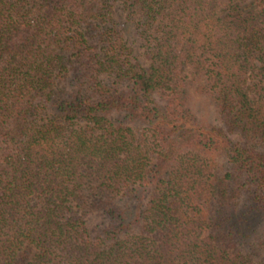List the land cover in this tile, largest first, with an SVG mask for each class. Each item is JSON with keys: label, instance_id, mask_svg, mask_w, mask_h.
I'll return each mask as SVG.
<instances>
[{"label": "trees", "instance_id": "trees-1", "mask_svg": "<svg viewBox=\"0 0 264 264\" xmlns=\"http://www.w3.org/2000/svg\"><path fill=\"white\" fill-rule=\"evenodd\" d=\"M264 0H0V264H264Z\"/></svg>", "mask_w": 264, "mask_h": 264}, {"label": "rangeland", "instance_id": "rangeland-1", "mask_svg": "<svg viewBox=\"0 0 264 264\" xmlns=\"http://www.w3.org/2000/svg\"><path fill=\"white\" fill-rule=\"evenodd\" d=\"M262 248L264 249V246H262Z\"/></svg>", "mask_w": 264, "mask_h": 264}]
</instances>
